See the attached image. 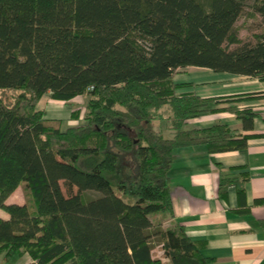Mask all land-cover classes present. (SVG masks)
<instances>
[{
    "label": "trees",
    "instance_id": "obj_1",
    "mask_svg": "<svg viewBox=\"0 0 264 264\" xmlns=\"http://www.w3.org/2000/svg\"><path fill=\"white\" fill-rule=\"evenodd\" d=\"M245 13L261 29L247 40ZM188 67L264 82V0H0L3 264H209L204 242L166 225L175 151L246 149L253 135L186 124L228 112L250 131L256 113L236 104L264 93L179 92L190 85L173 79ZM43 96H88L83 124L63 131ZM246 181L226 175L217 196L234 186L241 200ZM21 185L32 203H7Z\"/></svg>",
    "mask_w": 264,
    "mask_h": 264
},
{
    "label": "crops",
    "instance_id": "obj_2",
    "mask_svg": "<svg viewBox=\"0 0 264 264\" xmlns=\"http://www.w3.org/2000/svg\"><path fill=\"white\" fill-rule=\"evenodd\" d=\"M173 80L190 85L179 92H194L203 98L264 93V82L256 78L215 73L204 68L188 67ZM76 100L85 104L87 97L79 96L66 103L47 97L42 108L45 118L60 120L61 126L66 122L67 128L73 127L71 122L83 121L81 113L79 119L71 117L74 110H80L71 106ZM236 106L251 108L256 113L252 130L244 131L241 121L228 112L202 114L187 121V129L224 124L234 135L253 137L242 151L209 154L203 145L175 151L169 171L172 217L166 225L180 223L192 241L204 242L203 253L211 258L209 264H264V203H257L264 200V97L239 102ZM164 125L154 122L165 135L168 131ZM226 175L247 177L241 200L234 186L227 189L224 198L217 196L218 183ZM19 188L7 203L25 204L23 196L17 197ZM0 217L7 218V215L0 211ZM28 263L31 261L25 264Z\"/></svg>",
    "mask_w": 264,
    "mask_h": 264
},
{
    "label": "rangeland",
    "instance_id": "obj_3",
    "mask_svg": "<svg viewBox=\"0 0 264 264\" xmlns=\"http://www.w3.org/2000/svg\"><path fill=\"white\" fill-rule=\"evenodd\" d=\"M259 22H258V19H251V18H249L248 16H247V13H245L242 17H241V19L238 21V23H237V29L239 30V34H240V37H241V39H243V40H247V39H250V37L254 34V33H258L261 29L259 28L260 27V25L258 24ZM47 97L48 96H44V98H43V100H41L40 101V103H39V108H43V106H44V102L47 100ZM87 97V102H88V96H86ZM49 99V98H48ZM87 102L84 104V103H81L80 102V100H76V102H73L72 104H71V106H72V108L74 107V108H76V107H80V110H74L73 112L74 113H76L77 111H79L82 115H81V117H82V119H83V114H84V112H85V107H86V105H87ZM78 113V112H77ZM79 115V114H78ZM76 117H77V114H76ZM79 117V116H78ZM77 117V118H78ZM76 118V119H77ZM79 119V118H78ZM66 123V122H65ZM65 123H63L62 124V126H61V128H62V130L64 131V130H66V128H67V125L65 124ZM81 124H83V121H77V122H71V124H70V126H78V125H81ZM69 128V127H68ZM165 136H169V134H165ZM22 189H24V187L21 185L20 186V188H19V190H18V196L17 197H19V198H22V196L24 197V200L26 201V202H28L29 204H31L32 203V201H31V199L30 198H28V197H25V191H21ZM154 252H155V254L156 255H159L160 253H159V249L158 248H156L155 250H154ZM31 261V259L27 256V255H25L20 261H19V263L18 264H25L27 261ZM0 264H3V261L0 259Z\"/></svg>",
    "mask_w": 264,
    "mask_h": 264
}]
</instances>
